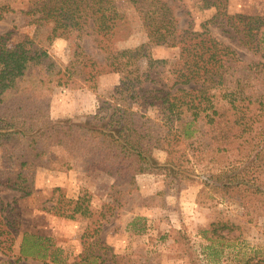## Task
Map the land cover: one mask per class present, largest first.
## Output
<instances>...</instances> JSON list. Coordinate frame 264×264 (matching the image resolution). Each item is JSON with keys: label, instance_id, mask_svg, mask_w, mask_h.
Segmentation results:
<instances>
[{"label": "trees", "instance_id": "obj_1", "mask_svg": "<svg viewBox=\"0 0 264 264\" xmlns=\"http://www.w3.org/2000/svg\"><path fill=\"white\" fill-rule=\"evenodd\" d=\"M217 1L207 7H218ZM125 2L27 0L18 9L29 23L49 28L48 41L72 34L79 39L100 38L102 69L96 73L80 70L88 82L101 72L117 73L119 81L100 87L105 93L99 95L98 107L86 121L53 118L49 89L56 61L29 37L9 46L12 32L1 35L0 185L25 197L35 191L40 167L64 171L81 165L88 174L106 172L113 178L115 194L131 196L140 173L164 172L170 183L181 185L199 176L195 166L206 161L202 181L207 186L236 194L246 205L256 199L264 202V61L241 58L206 24L198 30L181 26L170 0H129L140 12L149 41L110 48L106 43L125 15ZM15 10L10 0L0 2V20ZM247 19L264 22L260 15ZM258 28L256 33L251 27L244 33L256 54L264 43L263 37L256 38ZM162 46L178 47V53L172 59L144 62L154 47ZM84 53L88 55L79 54ZM91 66H96L94 61ZM57 146L65 155H50ZM156 149L166 153L163 162L155 157ZM230 154L235 163L217 173V165ZM73 203L72 211L89 219L83 236L90 241L70 264H133L99 238L109 218L107 211L94 212L87 192H81ZM8 205L0 198L1 232L3 226L19 225L3 216L4 209H14ZM136 224L135 218L131 225L142 232L144 226ZM48 250L41 236L23 234L22 257L45 259ZM56 252H51V264H64Z\"/></svg>", "mask_w": 264, "mask_h": 264}, {"label": "rangeland", "instance_id": "obj_2", "mask_svg": "<svg viewBox=\"0 0 264 264\" xmlns=\"http://www.w3.org/2000/svg\"><path fill=\"white\" fill-rule=\"evenodd\" d=\"M170 1L181 26L198 30L206 24L213 35L236 49L241 58L264 61V43L256 54L244 35L247 28L251 27L256 33L259 26L256 38L264 39V22L259 24L247 19L260 15L264 21V0H218V7H207L214 0ZM10 2L16 10L7 11L0 20V36L12 32L7 42L9 46L29 37L56 61L54 81L49 89L51 116L86 121L87 116L96 111L99 95L105 93L100 87L119 81L117 73L101 72L88 82L84 79L87 75L80 70L102 69L104 55L98 44L100 38L97 40L95 35H90L79 39L72 34L69 38L56 37L48 41L49 28L29 23L28 17L18 10L27 0ZM135 7L129 0L125 2V15L117 21L114 34L106 43L110 48H130L149 41L140 12ZM81 52L88 55H80ZM177 53L178 47H154L144 62L155 58L172 59ZM93 61L94 67L91 66ZM60 154H64V150L59 146L50 153L54 157ZM232 156L220 162L215 171L220 173L221 169L234 164ZM155 157L163 162L166 153L156 149ZM68 159L74 162L71 157ZM204 165L206 161L196 164L199 176L181 185L170 183L164 172L140 173L131 196L115 194L111 188L113 178L106 172L88 174L81 165L64 171L40 167L35 191L25 197L0 185V198L10 204L8 209L14 206L10 211L4 209L2 214L19 224L17 228L3 226L4 231L10 230L9 234L0 230V264H51V252L55 250L64 264L78 260L90 241L83 236L89 219L71 209L81 192L88 193L94 212L103 209L109 215L99 238L111 245L117 254H125L133 264H245L247 261L264 264L263 200L256 199L246 205L236 194L207 186L202 181ZM110 205L113 209L109 210ZM55 210L64 213L61 215ZM110 211L112 213L108 214ZM135 218L136 227L144 226L142 232L131 225ZM24 233L43 238L49 247L45 259L22 257L20 244Z\"/></svg>", "mask_w": 264, "mask_h": 264}]
</instances>
